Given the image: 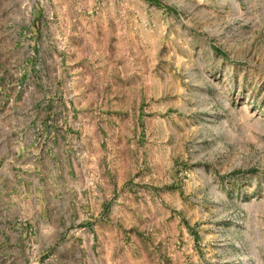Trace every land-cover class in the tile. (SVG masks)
<instances>
[{
    "label": "rangeland",
    "instance_id": "rangeland-1",
    "mask_svg": "<svg viewBox=\"0 0 264 264\" xmlns=\"http://www.w3.org/2000/svg\"><path fill=\"white\" fill-rule=\"evenodd\" d=\"M102 243L264 264V0H0V264Z\"/></svg>",
    "mask_w": 264,
    "mask_h": 264
},
{
    "label": "crops",
    "instance_id": "crops-1",
    "mask_svg": "<svg viewBox=\"0 0 264 264\" xmlns=\"http://www.w3.org/2000/svg\"><path fill=\"white\" fill-rule=\"evenodd\" d=\"M91 233H93V237L95 236L94 230L90 229ZM88 238V236H86ZM101 248H87V256H91L96 259V263L101 264H119V254H121L119 251L116 253V250L114 248L107 247L104 243L101 244ZM113 246V245H112ZM95 263V264H96Z\"/></svg>",
    "mask_w": 264,
    "mask_h": 264
}]
</instances>
